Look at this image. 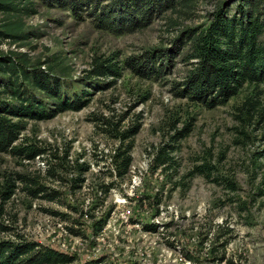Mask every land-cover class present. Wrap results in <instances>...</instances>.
Returning a JSON list of instances; mask_svg holds the SVG:
<instances>
[{
  "label": "rangeland",
  "instance_id": "rangeland-1",
  "mask_svg": "<svg viewBox=\"0 0 264 264\" xmlns=\"http://www.w3.org/2000/svg\"><path fill=\"white\" fill-rule=\"evenodd\" d=\"M33 2L36 12L23 16L30 37L0 39V51L26 52L32 64L42 62L59 77L62 93L85 90L88 102L77 111L25 120L14 146L42 148L41 155L0 152V240L40 242L73 255L71 264L99 257L108 264H264V122L245 104L252 99L264 107V84L245 82L225 103L207 108L175 94L192 61L185 60L187 45L158 76L138 75L124 63L174 49L175 36L188 27L202 31L218 6L233 14L237 2L197 0L130 33L96 28L90 6L76 16ZM95 56L120 65L110 85L111 78L86 77ZM186 126L189 132L175 139ZM134 128L125 141L132 162L117 178L110 165L120 145L115 135ZM161 148L168 162L155 167ZM81 164L88 166L85 181L70 192L65 179ZM28 179L58 191L61 202L32 197L24 189ZM11 183L14 192L3 200Z\"/></svg>",
  "mask_w": 264,
  "mask_h": 264
},
{
  "label": "trees",
  "instance_id": "trees-1",
  "mask_svg": "<svg viewBox=\"0 0 264 264\" xmlns=\"http://www.w3.org/2000/svg\"><path fill=\"white\" fill-rule=\"evenodd\" d=\"M43 1L50 6L68 8L76 16L83 6L86 9L90 6L89 14L93 17L96 28L112 33H130L149 25L156 14L173 10L177 6L188 9L197 0H108L105 4H102L104 0ZM235 1L237 6L233 14L218 6L205 29L198 32L188 27L185 35L181 33L175 36L174 49L165 48L157 54L154 50L146 58L129 57L124 63L138 75L158 76L163 74L166 63H170L182 46L187 45L189 53L185 60L192 61L175 94L207 108L225 103L245 82L264 84V41H261V36L264 35V0ZM34 5L33 0H0V13L3 14L0 39L21 41L29 38L30 33L24 29L23 16L35 13ZM43 65L42 62L32 64L26 52L0 51V97H5L0 98V152L20 153L23 150L26 151L27 159L41 155L45 152L42 148L14 146L25 128V120L49 119L59 112L80 110L88 102L85 90L70 95L62 93L59 77L52 75L49 67L44 70ZM120 69L113 57L95 56L86 77L111 78L106 83L110 85L120 76ZM44 96L49 99L48 102L41 99ZM256 103L257 101L250 99L245 104L254 114H259L264 122V107L261 108L260 103L255 106ZM189 130L186 126L176 132L175 139L183 138ZM136 131L134 128L115 135L119 138L120 145L110 155V165L117 178H123L128 173L132 162L129 153L131 143L125 141ZM262 138L264 139V123ZM167 156V152L161 148L153 158L155 167L165 165L168 162ZM61 159L60 167L66 162V154ZM87 170L88 166L81 164L75 177L65 179L72 186L69 188L70 192H75L83 185V173ZM48 173L52 174L51 170ZM25 181L24 189L32 197L61 202L58 191L39 185L35 180ZM262 183L264 184V180ZM111 184L112 182L103 185L104 193L108 192ZM14 189L13 183L6 185L1 194L2 199H9ZM98 224L101 225V222ZM74 261L73 255L37 241L22 237L0 240V264H71ZM80 264L108 263L99 257Z\"/></svg>",
  "mask_w": 264,
  "mask_h": 264
}]
</instances>
